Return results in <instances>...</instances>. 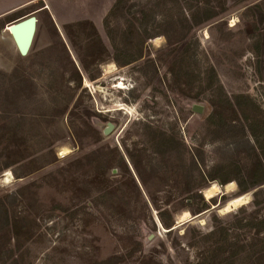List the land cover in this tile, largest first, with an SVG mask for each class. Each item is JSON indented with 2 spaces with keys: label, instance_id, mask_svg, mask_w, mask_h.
<instances>
[{
  "label": "rangeland",
  "instance_id": "374dc122",
  "mask_svg": "<svg viewBox=\"0 0 264 264\" xmlns=\"http://www.w3.org/2000/svg\"><path fill=\"white\" fill-rule=\"evenodd\" d=\"M122 1L0 0V33L38 19L26 57L0 35V264H228L208 259L215 227L264 238L236 106L264 111V0Z\"/></svg>",
  "mask_w": 264,
  "mask_h": 264
},
{
  "label": "trees",
  "instance_id": "16d2710c",
  "mask_svg": "<svg viewBox=\"0 0 264 264\" xmlns=\"http://www.w3.org/2000/svg\"><path fill=\"white\" fill-rule=\"evenodd\" d=\"M122 2H123L122 0H117L111 12L113 13L116 8H119V5ZM262 91L264 93V84L262 85ZM229 104L234 109V106L230 100H229ZM236 106L241 114L242 119L246 123L245 128L246 129L248 128L250 134L255 139L258 147L262 150L263 162L259 163V168L261 169L263 178L261 180L252 182L250 187H255L257 185L264 183V150L263 147H261L262 146L261 139L264 138V111L261 108H258L254 100L248 95L237 96ZM86 115L90 116V113L86 112ZM258 126L261 127V130L259 132L256 130ZM230 181L231 180H228L223 184H227ZM238 184L240 187H242V191L244 193L248 192L247 187L241 186L240 183ZM0 209L2 210L1 213L2 214L4 213L3 219L5 221V224L9 227L10 220H9L8 208L2 199L0 200ZM259 225L260 226L264 225V220L260 221ZM229 231L230 228L227 227H223V228L215 227V229L206 236L207 238H215V241L213 242L209 250L208 259L210 260V263L216 262L217 259L219 258L223 259L227 255V253H230V258H228V261L231 259V262L230 263L228 262V264H237V263L240 264L241 262H244L246 258L254 257L259 255V253H261L260 247L262 244H264V238L259 239L254 244L250 243L248 245L246 244L237 247L236 244L230 242ZM9 232H11L10 229ZM233 248H236L237 250L232 253ZM225 263L226 262H224V260L223 262H220V264H225Z\"/></svg>",
  "mask_w": 264,
  "mask_h": 264
},
{
  "label": "water",
  "instance_id": "95a60500",
  "mask_svg": "<svg viewBox=\"0 0 264 264\" xmlns=\"http://www.w3.org/2000/svg\"><path fill=\"white\" fill-rule=\"evenodd\" d=\"M37 25L38 19L35 14H30L23 20L11 25L10 33L20 56L26 57L29 54L36 35ZM204 108L201 105H194L193 112L203 115ZM114 128L115 125L109 122L104 128V134H110Z\"/></svg>",
  "mask_w": 264,
  "mask_h": 264
},
{
  "label": "bare ground",
  "instance_id": "6f19581e",
  "mask_svg": "<svg viewBox=\"0 0 264 264\" xmlns=\"http://www.w3.org/2000/svg\"><path fill=\"white\" fill-rule=\"evenodd\" d=\"M111 73V72H110ZM120 85V84H119ZM122 87V86H119ZM118 88V87H117ZM121 89V88H120ZM227 186V190L230 191L235 187V184L233 182H230ZM221 192V188L217 185H214L212 187H210L209 189H206L204 191V195L206 197V199L210 200L213 199L214 197H216L217 195H219V193ZM248 200V196H241L238 197L236 199H233L231 201H229L226 206L225 209L227 211H232L233 209H235L236 207L241 206L242 204H246V201ZM189 214H185V217H187Z\"/></svg>",
  "mask_w": 264,
  "mask_h": 264
},
{
  "label": "crops",
  "instance_id": "0c3cea01",
  "mask_svg": "<svg viewBox=\"0 0 264 264\" xmlns=\"http://www.w3.org/2000/svg\"><path fill=\"white\" fill-rule=\"evenodd\" d=\"M98 5V4H97ZM0 17H1V15H0ZM90 21H92V19H89ZM6 34H8L9 35V38L11 39V41L14 43V40H13V38H12V35H11V33H10V31H2L1 33H0V35L1 36H4V35H6ZM14 46H15V48H16V45H15V43H14ZM17 49V48H16Z\"/></svg>",
  "mask_w": 264,
  "mask_h": 264
}]
</instances>
